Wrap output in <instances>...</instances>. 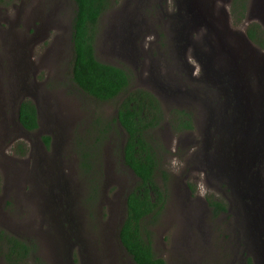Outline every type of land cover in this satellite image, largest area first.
<instances>
[{"label": "rangeland", "instance_id": "obj_1", "mask_svg": "<svg viewBox=\"0 0 264 264\" xmlns=\"http://www.w3.org/2000/svg\"><path fill=\"white\" fill-rule=\"evenodd\" d=\"M75 10L73 0H0V229L31 245L25 264H135L118 241L135 177L120 160L123 131L102 129L126 93L98 101L71 82ZM254 22L264 30V0H108L98 20L96 59L124 68L126 92L149 90L163 113L152 137L167 151L164 200L146 219L167 264H264V49L245 32ZM26 99L34 131L17 119ZM179 110L191 130L173 128Z\"/></svg>", "mask_w": 264, "mask_h": 264}, {"label": "trees", "instance_id": "obj_2", "mask_svg": "<svg viewBox=\"0 0 264 264\" xmlns=\"http://www.w3.org/2000/svg\"><path fill=\"white\" fill-rule=\"evenodd\" d=\"M73 2L76 10L70 25L71 82L79 91L98 101H108L126 93L117 105L115 116L102 125L104 133L113 129L114 124L119 127V132L123 131L122 144L119 146L120 160L135 177L134 185L126 194V212L118 229V241L135 264H167L153 253L146 219L150 217L153 222L157 219L164 200L157 177L161 175L162 183L159 184L164 185L166 174L162 162L167 151L152 137V130L163 119L160 103L147 89L126 92L130 74L124 68L96 59L95 29L108 0ZM239 7L245 10L242 1L239 2ZM245 32L254 45L264 49V30L259 24L254 22L248 25ZM176 116L173 120L176 125H172L176 131L193 128L189 113L179 110ZM17 119L27 131H34L38 127L37 109L31 100L26 99L19 103ZM42 139L46 145L49 144V136H42ZM210 204L216 210L226 209L223 203L216 200H212ZM29 252L31 245L0 229V260L3 264H25ZM36 264L46 263L38 258Z\"/></svg>", "mask_w": 264, "mask_h": 264}, {"label": "flooded vegetation", "instance_id": "obj_3", "mask_svg": "<svg viewBox=\"0 0 264 264\" xmlns=\"http://www.w3.org/2000/svg\"><path fill=\"white\" fill-rule=\"evenodd\" d=\"M238 72V71H237Z\"/></svg>", "mask_w": 264, "mask_h": 264}]
</instances>
